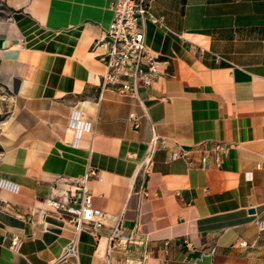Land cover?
Segmentation results:
<instances>
[{
	"label": "crops",
	"instance_id": "0c3cea01",
	"mask_svg": "<svg viewBox=\"0 0 264 264\" xmlns=\"http://www.w3.org/2000/svg\"><path fill=\"white\" fill-rule=\"evenodd\" d=\"M1 1L0 27L15 39L0 50L12 59L13 42L25 48L29 69L11 81L29 84L17 95L0 79L15 93L4 120L19 122L7 126L13 138L0 122V264H107L115 221L134 241L112 262L264 264V0H151L143 28L160 75L136 94L101 97L96 40L114 0ZM216 141L228 146L223 165L201 166ZM177 147L189 154L173 159ZM89 169L105 226L81 230L77 255L62 258L74 226L44 199Z\"/></svg>",
	"mask_w": 264,
	"mask_h": 264
},
{
	"label": "built area",
	"instance_id": "2783aa9c",
	"mask_svg": "<svg viewBox=\"0 0 264 264\" xmlns=\"http://www.w3.org/2000/svg\"><path fill=\"white\" fill-rule=\"evenodd\" d=\"M151 0H114L112 4V19L109 27L96 40L104 47L101 60L105 70L101 74L99 83V97L105 89L111 88L122 95L136 94L140 87L151 86L160 75L159 55L153 53L145 41L143 20L149 14ZM0 108V113H1ZM134 127L139 126V120L134 113L129 114ZM228 146L221 142H213L206 150L204 146L200 157V165L212 158L216 167L223 165L225 152ZM189 150L177 147L171 152V157H186ZM95 175L94 169H89L77 178H62L64 186L56 188L55 194L44 199L45 205L59 216L66 218L74 226V237L65 247L62 258L77 255L76 237L81 230L92 233L105 226L104 212L93 206L92 193L87 182ZM61 183V182H60ZM264 229V221L259 222ZM108 246L106 253L107 264H120L111 261V254L116 248H125V245L134 241V238L125 230L121 222L115 221L109 226ZM18 239L14 236V242ZM187 247L190 242L181 239ZM165 244L167 241L164 242ZM215 247L210 248L213 253Z\"/></svg>",
	"mask_w": 264,
	"mask_h": 264
},
{
	"label": "bare ground",
	"instance_id": "6f19581e",
	"mask_svg": "<svg viewBox=\"0 0 264 264\" xmlns=\"http://www.w3.org/2000/svg\"><path fill=\"white\" fill-rule=\"evenodd\" d=\"M13 33L14 32H11L10 30L9 31L7 30L6 24H4V23L1 24V27H0V40L1 41H4V40L13 41L15 38H9L8 37V36H12ZM12 46H13L12 47L13 50L10 51V52L15 53V56H13L12 59H7V57L0 50V79L6 80L7 83H9L10 87L14 88V90H15V92L17 94V93L21 92L22 89H25L27 87V85L29 84L28 79L24 78L23 82H21V84H18V85L15 86V85L12 84L11 77H13V73H17V74L23 75L24 72H26L27 69H29V63H27V60H26V57H25L26 56L25 48L22 45H15L14 42L12 43ZM51 61L52 60L49 59V58L45 59V61H44L45 65L48 66V67L51 66L52 65ZM56 63L57 62L54 59L53 60V64H56ZM67 69H68V71L72 70L70 67H68ZM87 73L88 74H93V72L90 71V70H87ZM60 76L62 77V81H63L62 84L64 82L68 83V82L71 81V77L68 76V74H61ZM73 85H74V83H73ZM16 119H17V117L15 118V115H13L9 120H5V121L1 122V128L5 129V131L7 132V135H8L7 137L12 136V138H13L17 134L18 131L17 130H13V128H12V126H17V124L19 123V122H15ZM10 121L13 122V123H11V125H12L11 128L12 129H11V131H9V130L7 131V126H9V124H10L9 122ZM68 124H69V122H68ZM15 150L16 149L14 147L13 148L10 147V149L7 150L8 155H11Z\"/></svg>",
	"mask_w": 264,
	"mask_h": 264
},
{
	"label": "rangeland",
	"instance_id": "374dc122",
	"mask_svg": "<svg viewBox=\"0 0 264 264\" xmlns=\"http://www.w3.org/2000/svg\"><path fill=\"white\" fill-rule=\"evenodd\" d=\"M4 10L5 9H4L3 3L0 0V19H1V17L2 18L6 17ZM148 47H149V44H148ZM153 53H155V52H153ZM14 98H15L14 91L12 89H10L8 86H6L5 84L1 83V81H0V108H2L1 113H0V122L5 121L4 120L5 117H7L9 115L10 112H8V111H10L11 108L14 106ZM69 124H70V126L75 124L73 119L69 121ZM85 128H88V126H85ZM76 131L78 133V129H76ZM4 132H6L5 129H2L1 134H3ZM3 142L5 143L6 140H4ZM5 145L7 146V148L10 147L9 144L5 143Z\"/></svg>",
	"mask_w": 264,
	"mask_h": 264
},
{
	"label": "water",
	"instance_id": "95a60500",
	"mask_svg": "<svg viewBox=\"0 0 264 264\" xmlns=\"http://www.w3.org/2000/svg\"><path fill=\"white\" fill-rule=\"evenodd\" d=\"M249 211H250V212H253L254 210L251 208V209H249Z\"/></svg>",
	"mask_w": 264,
	"mask_h": 264
}]
</instances>
